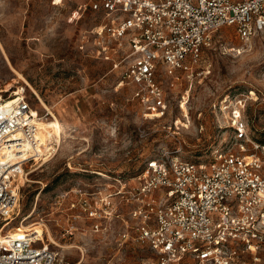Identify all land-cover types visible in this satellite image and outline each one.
Wrapping results in <instances>:
<instances>
[{
    "label": "rangeland",
    "instance_id": "1",
    "mask_svg": "<svg viewBox=\"0 0 264 264\" xmlns=\"http://www.w3.org/2000/svg\"><path fill=\"white\" fill-rule=\"evenodd\" d=\"M86 1L0 0V89L25 91L60 135L49 161H27L12 226L35 212L30 223L43 222L51 231L55 243H47L58 249L60 264H152L157 255L147 242L119 237L134 205L117 193L124 185L134 188L152 163L170 154L206 162L230 146L232 104H244L250 136L264 145V29L249 42L234 27L220 29L204 54L203 74L171 78L161 72L167 111L150 118L134 86L121 83L128 49L102 60L82 45V34L101 21L92 11L77 21L75 12ZM224 104L230 107L222 111ZM78 187L94 202L114 194L108 231L94 230L79 209ZM258 244L253 253L242 248L247 264H264V235Z\"/></svg>",
    "mask_w": 264,
    "mask_h": 264
},
{
    "label": "built area",
    "instance_id": "2",
    "mask_svg": "<svg viewBox=\"0 0 264 264\" xmlns=\"http://www.w3.org/2000/svg\"><path fill=\"white\" fill-rule=\"evenodd\" d=\"M42 1L60 6L67 0ZM87 11L101 13V21L82 34V45L102 60L128 49L121 83L134 86L150 118L167 111L161 72L171 78L203 74L204 54L220 29L234 27L243 42L264 29V0H87L75 12L77 21ZM24 92L0 89V264H60L49 242L31 232L13 234L20 203L16 177L25 173L26 154L44 146L39 113ZM243 108L232 104L231 145L209 161L170 154L152 163L134 188L118 191L121 201L134 205L119 237L147 242L157 255L152 264H247L242 248L257 250L264 235V145L251 138ZM50 144L53 153L56 142ZM74 193L93 229L108 231L114 194L94 202L81 187Z\"/></svg>",
    "mask_w": 264,
    "mask_h": 264
},
{
    "label": "bare ground",
    "instance_id": "3",
    "mask_svg": "<svg viewBox=\"0 0 264 264\" xmlns=\"http://www.w3.org/2000/svg\"><path fill=\"white\" fill-rule=\"evenodd\" d=\"M18 79L26 81V79L23 77V75L19 72H17ZM27 83V81H26ZM15 85L11 84L9 90H13ZM18 87V86H17ZM18 90L21 92L22 90L18 88ZM39 128H40V137L44 142V146L39 151H31L26 154V158L29 160L33 159H42L46 162L49 161L48 159L52 155V152L50 153L49 150L52 148L50 147V142H60V135H58V126L53 125L49 122L43 121L42 118L39 120ZM58 145V144H57ZM54 155V154H53ZM52 155V156H53ZM36 160V161H37ZM44 161V162H45ZM43 162V161H42ZM21 176H17V181H21ZM21 185V184H20ZM18 189V187H17ZM19 213V211H18ZM21 213L18 214L20 216ZM35 212H31L29 214H26L23 216L20 224L16 227V229L13 231V234L15 236H21L24 232H31L32 234H35L39 236V240H44L45 242L50 241L52 243H55L51 231L48 229V227L43 222L38 223H30V220L33 218ZM20 218V217H19Z\"/></svg>",
    "mask_w": 264,
    "mask_h": 264
},
{
    "label": "snow or ice",
    "instance_id": "4",
    "mask_svg": "<svg viewBox=\"0 0 264 264\" xmlns=\"http://www.w3.org/2000/svg\"><path fill=\"white\" fill-rule=\"evenodd\" d=\"M55 2L59 3V0H55Z\"/></svg>",
    "mask_w": 264,
    "mask_h": 264
}]
</instances>
